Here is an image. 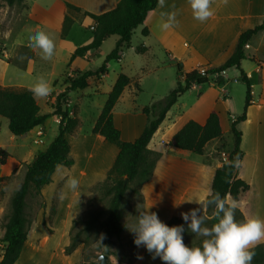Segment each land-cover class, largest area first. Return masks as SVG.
<instances>
[{"label":"crops","instance_id":"0c3cea01","mask_svg":"<svg viewBox=\"0 0 264 264\" xmlns=\"http://www.w3.org/2000/svg\"><path fill=\"white\" fill-rule=\"evenodd\" d=\"M120 1L24 0L21 4L14 6H8L0 1V54L3 56L0 58V86L12 89H31L35 84L40 83L42 78L48 83L50 93L46 97H35L41 114L51 115L55 103L53 95L66 89V85L64 86V82H62L66 73L69 75L72 72L96 71L85 66V61L93 60L103 44L83 57L71 59L78 47L87 45L92 40V32L85 40L75 37L76 27L88 30L94 21L85 13L103 14L113 10ZM67 4L79 8L80 11L75 12L76 15L71 14ZM210 7L213 15L205 21H200L194 18L190 0H164V5L158 4L146 22L141 25L143 29L148 30V35L144 36L142 33V38L136 43L133 42V35L130 47L125 50L127 49V52L130 51L138 56L155 53L166 55L171 61L181 65L183 74L195 69L204 70L208 66L224 64L232 56L240 35L264 22V0H211ZM173 12L176 15L172 27L167 30L163 29V23H172L168 20V14ZM66 16L73 19V24L69 34L64 37L62 30ZM36 31H43L52 39L55 47L51 59H44L41 49H33L30 46V37ZM247 44L249 47L246 48V54L253 57L254 61L244 60L241 68L251 82L252 100L247 108L246 119L237 125V129L241 132L240 148L243 152L237 176L249 183L250 190L247 197L237 203V209L240 211L247 209L248 219L264 220V30L256 34ZM140 45L146 48L143 54L136 52V48ZM127 52H121L120 59L115 60L118 69L114 71L112 79L110 61L106 75L100 79L90 78L88 88L73 92H81L82 96L88 97L97 96V93L100 92L103 106L118 76L126 75L124 66L127 62ZM248 61L251 62V65L246 67L245 63ZM230 71L232 70L225 72L226 79H228ZM234 71L236 81L242 82L240 73ZM127 76L130 78V83L114 107L113 120L121 132L122 140L133 142L148 124V117L143 112L140 114L131 111L135 108L131 102L135 101L133 96L136 97L137 82L128 74ZM107 79L111 80L106 86H103V82H106ZM179 80L182 82L183 77H180ZM202 86L196 84L192 87V90L197 91L198 98L203 95L199 91ZM92 88L94 89L88 92ZM221 93L222 98L215 101L204 117L207 119L211 110L216 109L227 123L225 129L229 128L230 130L231 123L243 112L237 111L231 114L230 102L227 101L230 98V93L226 90H221ZM71 94L72 92L69 93L66 107L70 115L75 116L79 121L75 135L67 136L74 165L71 167L58 166L52 176V182L42 189L44 208L33 219L27 240L15 264L81 263L83 244L71 254L65 253L66 247L70 244L73 221L78 215L86 214L93 187L105 181L119 154V148L116 145L106 141L100 134L92 133L101 111L97 112L91 129L83 130L78 109L72 110L70 107V105L72 106ZM123 103L129 105V109L121 112L118 109L119 105ZM171 109L167 112L164 121L148 145L149 150L161 153L162 157L156 165L152 179L145 183L141 190L144 211L157 213L159 219L165 224L173 216L182 218V212H188L190 209L205 205L203 201L210 194V185L215 172L213 161L211 163L196 162L190 156V152L169 146V138L175 132L180 121L192 119L201 125L206 123L192 118L189 113L172 117ZM53 117L54 122L59 124L60 118ZM47 121L49 118L42 126L21 137L28 139L40 130L45 132V137L50 130ZM3 129V125L0 124V152L6 153V157L3 158L4 163L0 162V178L9 176L23 163H31L38 153L32 144L31 146L22 144L21 140H17L14 135L9 138L13 141L11 145L2 141ZM222 137L218 139H222ZM9 148L16 150L17 154H15L16 151ZM210 154L212 156L213 153ZM78 163L80 165L75 170ZM57 174H60V177L56 178ZM73 178L79 181L76 190H71L68 187V181ZM58 190V197L55 200ZM192 200L200 201V203ZM228 203L230 204V202ZM53 205L55 214L52 218L53 232H50L44 225V220H48ZM4 211L5 206L0 201V261L3 256L1 239L5 233ZM126 216L124 214L123 217L125 225ZM136 252L137 257L142 256L143 259L137 258L133 264H165L159 257L153 259L143 245L136 246ZM114 263L127 264L119 263L116 260Z\"/></svg>","mask_w":264,"mask_h":264},{"label":"trees","instance_id":"16d2710c","mask_svg":"<svg viewBox=\"0 0 264 264\" xmlns=\"http://www.w3.org/2000/svg\"><path fill=\"white\" fill-rule=\"evenodd\" d=\"M0 1H3L8 6H14L21 4L24 0ZM158 4L159 0H121L113 10L103 14L85 13L86 16L93 19L96 26L92 31L91 42L78 47L71 57L72 60L83 57L88 52L100 48L103 42L112 36H117L118 41L114 50L106 56L104 63L99 69L96 71L75 72L73 77L65 79L66 89L56 95L53 105L54 111L51 115L41 114L40 106L31 89H12L0 86V116L8 120L9 130L15 137L24 136L35 128L42 126L51 116L60 118L58 133L54 140L45 150L39 151L31 163L27 164L22 183L10 198V214L8 221L4 225L5 233L1 239L3 256L0 264H15L27 240L33 221L27 210V200L30 197L42 198V189L52 182V176L58 166L71 167L74 165V158L70 153L71 146L67 136L74 135L77 132L79 121L75 116L70 115L66 107L69 93L88 88L89 79L92 77L100 79L106 75L108 63L112 60L120 59L121 52L125 48L130 47L134 31L146 22L148 16L156 9ZM67 8L70 12L80 11L79 8L71 4H67ZM72 24L73 19L70 16H66L62 30L64 37L69 34ZM263 30L264 22L255 28L244 31L238 39L232 56L220 66H208L204 70L195 69L183 74L181 65H178V71L183 77L184 84L179 80L176 88L163 101L143 109V113L148 117V124L141 135L133 142L122 140L121 132L115 126L113 120L114 107L130 83V78L127 75L120 74L118 76L92 129V133L100 134L106 141L116 145L119 148V154L105 181L95 186L88 201L86 214L78 215L74 219L70 232V244L65 249L67 255L83 244V259L80 264H86V239L91 233L100 236L98 248L102 249L101 254H113L111 252V244L114 238L123 237L128 230V227L123 223V206L129 191L140 197L141 211H144L141 190L143 185L152 179L156 165L162 157L161 153L149 150L148 145L164 121L167 112L177 102L179 97L196 84L204 85L213 81L218 86H224L230 82L225 77V72L228 70H236L240 73V80L246 85V100L242 115L234 120L230 126V131L234 137V147L230 151L227 161L215 163V172L207 199H211L215 193H219L221 198H226L227 202L231 199L239 203L247 197L250 185L247 181L237 176L240 162L243 158V152L240 148L241 132L237 129V125L246 119L247 108L252 100V85L247 74L242 70L241 64L248 59L254 61L253 57H249L246 54V44ZM142 33L146 36L149 32L145 28ZM145 51L146 48L142 45L136 48V52L139 54H143ZM225 128L224 117L218 110L212 109L206 123L203 125L192 119L180 121L175 132L170 136L168 144L170 147L182 151L203 155L208 143L221 138L225 133ZM5 155V152H0V162L2 164L4 163L3 158ZM57 197L58 193L55 200H57ZM95 202H99L101 205L95 208ZM204 206L207 209L205 214L210 217L209 223L212 227L219 222V218L216 216V207L214 204L207 203ZM202 207L201 205L195 209L200 211ZM236 211L243 216L244 220L248 219L247 209L240 211L236 208ZM134 213L136 214V212L132 213L133 216ZM54 214L55 206L54 209L52 208L48 220H44V225L50 232H53L51 227ZM190 222H185L182 218L173 216L167 225H182L185 228L183 233V240H185ZM199 247H202V245ZM132 249L128 259L117 257L119 259L118 262L133 264L137 259L134 238ZM254 256H256V253ZM256 260L259 261L258 259ZM256 260L253 264L258 263Z\"/></svg>","mask_w":264,"mask_h":264},{"label":"rangeland","instance_id":"374dc122","mask_svg":"<svg viewBox=\"0 0 264 264\" xmlns=\"http://www.w3.org/2000/svg\"><path fill=\"white\" fill-rule=\"evenodd\" d=\"M71 14H75V12H71ZM142 30L143 27L140 26L136 29L133 42H137L142 38ZM90 32L92 30L89 28L88 30H81L79 27H76L74 31V36L85 40L88 38ZM118 40L117 36L111 37L106 42L103 43L100 52L97 56H94L93 60L85 61V66H89L92 69H99L102 64L104 63L105 56L111 53L115 46L116 41ZM127 52V49L123 50ZM2 54H0V58H2ZM126 64L124 66V71L126 75L128 74L132 79L137 82V89H136V97L133 96L135 101L133 103L135 108L130 105L133 109V113H142L145 107H150L155 103H159L165 99L169 93L176 88L178 81L181 77V74L178 71V65L175 61H171L166 55H159L155 54H148V55H136L135 53H131L130 51L127 52L126 55ZM116 61L112 60L109 64L110 65V75L111 79L114 77V71L118 69L117 65H115ZM251 62L248 61L245 63L246 67H249ZM115 66V68H114ZM69 75L66 73L62 78V82L68 78ZM107 79L106 82H103V86L111 80ZM228 79L230 82L225 84L224 86H218L213 81L210 83L204 84L199 91L203 94L202 97L198 98L196 96L197 91L192 90V88L186 91L181 98H179L178 102L172 107L171 109V116L177 117L179 115H184L189 113L192 118L196 120L202 121L203 123L206 122L204 115L210 111L211 107L215 104V101L222 98L221 90H226L230 93V98L227 100L230 102L231 107V114L240 111L241 113L244 110L245 100H246V85L243 82H237L236 80V73L234 70L230 71L228 74ZM184 84V80L182 81ZM65 86V83H63ZM92 89H89L88 92H91ZM60 93L58 91L55 93L54 100L56 95ZM81 92H72V106L70 105L71 109L74 110L75 108L78 109V115L81 120V124L84 131H89L94 123V120L97 117V112L102 111V94L97 93V96H82ZM105 104V103H104ZM127 107V108H125ZM125 109H129V105L123 103L119 105V109L121 112L125 111ZM130 111V110H129ZM143 114V113H142ZM147 116V115H146ZM228 117V114L226 113ZM226 122V121H225ZM49 125V131L47 135L44 137L45 132L42 131V135L39 134V131L35 133V135H31L28 139H23V137H17V140H21L22 144H28L35 148L36 152L45 150L48 145L54 140L55 136L58 133L59 124L54 122V117H49V121H47ZM0 124L3 125L4 129L1 134V139L7 144H12L9 138L12 133L9 130V122L5 117L0 116ZM8 124V125H6ZM227 125V123H226ZM229 126V125H228ZM75 135V134H74ZM35 137V138H34ZM16 143V142H15ZM234 147V137L229 130V128L225 129V133L222 139H216L209 143L203 155H196L189 153L190 156L196 162L200 163H220L225 162L219 156L221 152H225L227 156H229L230 151ZM216 148V149H215ZM12 151H16L12 148H9ZM215 149V152H213ZM212 151V152H211ZM15 153V152H14ZM19 153V152H18ZM210 153H213L212 156ZM17 154V151L16 153ZM22 155V153H20ZM6 157V156H4ZM79 163L75 170L79 167ZM27 163L21 164L12 174L7 177L0 178V201L5 206L4 217H3V226L8 221V216L10 214V207L9 201L15 190L20 186L22 183L25 171H26ZM60 177V174L56 175ZM95 186L92 189V193ZM59 190L57 191V193ZM230 204L232 200L229 199ZM27 210L29 213L30 218L33 220L36 218V215L40 212L41 209L44 208V203L41 197H30L27 200ZM101 205L99 202L94 203V207L97 208ZM201 210L197 213L199 217H202L205 221L204 225L211 228L208 217L206 213V208L204 205ZM54 209V205L52 207ZM142 204L140 197L132 191L128 192L126 202L123 206L124 214L127 218L126 225L128 227L127 233H124L123 237L121 238H114L113 243L111 244V252L113 254L107 255L109 260L107 263L115 264L114 260L117 262L119 258L128 259L129 254L133 250V238L134 235L129 228H131L136 221V216L138 215L139 211H141ZM134 209V210H133ZM133 212L134 216L132 215ZM234 219L237 222H245L243 216L240 215L238 211L235 210ZM126 220V219H125ZM207 237L197 236L196 234L192 233L188 227L187 237L184 240L185 245L189 247H199L202 245V242ZM85 239V237H84ZM87 250H86V264H99V260L97 256L102 255V249L98 248L100 242V236L91 233L88 235L87 239ZM249 251H253L256 253V256H253L251 264L254 263L256 259L257 264H264V240H261L254 246L249 248ZM260 253V254H259ZM257 257V258H256Z\"/></svg>","mask_w":264,"mask_h":264},{"label":"clouds","instance_id":"9594fccd","mask_svg":"<svg viewBox=\"0 0 264 264\" xmlns=\"http://www.w3.org/2000/svg\"><path fill=\"white\" fill-rule=\"evenodd\" d=\"M194 18L205 21L213 15L210 7L211 0H190ZM160 6L164 0H159ZM175 13L168 14V20L162 28L167 30L175 21ZM30 46L33 49L42 50L44 59H51L54 53V43L43 31H36L30 37ZM31 91L35 96L46 97L50 93L49 85L41 78V82L35 84ZM79 181L75 178L68 181V187L76 190ZM196 203L200 201L192 200ZM203 203L214 204L216 216L219 222L211 228L202 226L205 221L197 213L199 209H190L182 212L181 217L188 225L192 233L197 236L207 237L202 242V247H189L185 245L182 225L169 226L162 222L157 213L152 211H139L136 223L129 228L134 234V244L139 247L143 245L153 259L159 257L165 264H251L255 255L249 251L261 240H264V220L250 218L245 222H237L234 219L237 203L233 201L228 204L226 198H221L215 193L211 199ZM222 214V216H221ZM103 239V237H101ZM138 259H143L138 256Z\"/></svg>","mask_w":264,"mask_h":264},{"label":"built area","instance_id":"2783aa9c","mask_svg":"<svg viewBox=\"0 0 264 264\" xmlns=\"http://www.w3.org/2000/svg\"><path fill=\"white\" fill-rule=\"evenodd\" d=\"M95 26H96V24L94 23V24L90 27V29L93 31V30L95 29ZM248 47H249V45L246 44V48H248ZM74 74H75V73L72 72V74H69V77H73ZM39 134L42 135V131H41V130L39 131ZM219 157H220L222 160H224V161H227V160H228V156H227V154H226L225 152H221Z\"/></svg>","mask_w":264,"mask_h":264},{"label":"water","instance_id":"95a60500","mask_svg":"<svg viewBox=\"0 0 264 264\" xmlns=\"http://www.w3.org/2000/svg\"><path fill=\"white\" fill-rule=\"evenodd\" d=\"M98 260H99V264H107L109 257L107 255L102 254L99 256Z\"/></svg>","mask_w":264,"mask_h":264}]
</instances>
